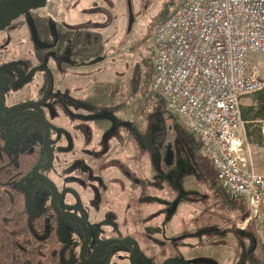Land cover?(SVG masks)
<instances>
[{"label": "rangeland", "instance_id": "1", "mask_svg": "<svg viewBox=\"0 0 264 264\" xmlns=\"http://www.w3.org/2000/svg\"><path fill=\"white\" fill-rule=\"evenodd\" d=\"M122 2V11L126 10L127 17L122 23H115L107 38L100 42L106 52L100 55L98 52L92 59L100 63L94 65L88 74L79 72L81 78L72 80L73 85L66 96L59 94L55 86V63L52 66L46 63L39 65L35 58L37 49L54 47V42L46 41L39 33L33 32L32 44L36 50L27 45L30 34L25 17L14 21L17 17L12 25L2 30L0 49L10 40L15 44L10 46H17L19 55L31 60L27 63L26 84L13 96L19 99L26 93L29 99L18 102L13 108L38 109L47 115L52 127L50 143L55 151V160L43 172L57 183L58 192L66 199L64 207L88 215L90 227L96 233L90 238L87 255L104 238L134 236L140 242L138 264H161L170 255L181 256L180 260L185 264H194L196 259L191 261L179 255L181 245L192 249L194 243L201 245L208 237L212 249L218 244L230 248L232 260L224 264H234L236 261L233 259L238 261L242 256L240 244L244 242L249 249L253 246L254 239L250 233H242L249 219L253 218V229L258 240L264 243V199L256 210H249V218L244 221L235 204L203 180L195 163L191 162L185 141L173 126L176 120L167 113L164 98L152 90L147 74L150 52L155 49L151 44L155 28L162 18L178 7L180 0H132L135 19L130 30L127 0ZM113 6L117 8V4ZM97 42L94 41L96 50H100ZM2 59L0 86L4 90L5 108L10 109L13 106L10 103L12 88L8 84L11 82L10 73L4 68L7 60ZM250 61L251 72L264 82V54H255ZM17 65L22 66V62ZM20 85L16 84L14 88ZM90 88V109L89 106L86 109L94 112L97 106L106 103L110 107L78 116L75 114L76 104L74 107L69 99L83 102L85 97L72 92ZM256 97L257 91L245 95L241 99V108L255 103ZM97 116L113 123L110 130L125 134L120 153H112L119 150H115L117 148L109 132L99 142L93 136L95 129L89 120ZM260 122L251 127L252 136L249 137L246 135L247 123L243 122L237 135L242 156L264 174V135L263 122ZM32 138L35 147H42L43 135L37 132ZM96 146L100 147L99 152L94 150ZM93 155L99 157L96 170L91 169L94 159L90 157ZM111 166L118 167H114L117 175L108 178L103 170ZM40 192L37 205L45 208L50 204L51 192ZM66 228L79 252L80 234L70 226ZM131 249L128 243L111 247L110 263L130 264ZM205 250H208L207 254L201 255L217 260V254L210 253L207 248ZM219 261L223 264L224 259L219 258ZM245 263L254 264L250 259Z\"/></svg>", "mask_w": 264, "mask_h": 264}, {"label": "built area", "instance_id": "2", "mask_svg": "<svg viewBox=\"0 0 264 264\" xmlns=\"http://www.w3.org/2000/svg\"><path fill=\"white\" fill-rule=\"evenodd\" d=\"M155 28L152 90L196 135L223 188L251 211L264 199V174L240 153L241 99L264 82L251 56L264 54V0H180ZM263 135H264V121Z\"/></svg>", "mask_w": 264, "mask_h": 264}, {"label": "trees", "instance_id": "3", "mask_svg": "<svg viewBox=\"0 0 264 264\" xmlns=\"http://www.w3.org/2000/svg\"><path fill=\"white\" fill-rule=\"evenodd\" d=\"M150 53L147 74L152 85L155 49L153 48ZM256 98L255 103L241 108L243 120L247 123L248 137L252 136L251 127L259 125L260 121L264 120V88L257 91ZM169 115L176 120L173 126L179 137L185 141L191 162L195 163L203 180L228 197L229 201L235 204L241 218L247 220L250 214L247 200L231 195L222 188L218 171L209 161L210 159L202 153L196 135L183 125L176 115ZM12 126L22 127L25 136L17 148H9L7 145L6 132ZM37 130L43 132L39 120L34 116L24 118L20 116L12 121H0V264H83L75 247L65 244L57 228L60 222L77 227L80 225L74 221L67 222L68 219L59 216L50 205L38 209L37 213L28 209L30 200H34V205L38 208L39 191L49 189L42 180L32 174V167L47 160L46 149L34 148L30 142ZM58 201L62 208L68 209L64 207L62 197ZM82 216L86 218V215L82 214ZM248 221L244 230L250 233L255 243L253 249L247 253L252 255L250 257L255 264H264V243L258 240L253 229V218ZM139 254L141 255L140 252ZM103 256L104 253H101V257ZM95 263L97 262L93 264Z\"/></svg>", "mask_w": 264, "mask_h": 264}, {"label": "crops", "instance_id": "4", "mask_svg": "<svg viewBox=\"0 0 264 264\" xmlns=\"http://www.w3.org/2000/svg\"><path fill=\"white\" fill-rule=\"evenodd\" d=\"M120 1L122 2V0H47L44 8L41 7L32 9L27 13L20 15L16 20H14L17 21L18 19L20 20V18L25 17V22L29 29L27 31L30 34L27 45L32 46L33 49L36 50V47H34L32 44L33 32L39 33L40 37H42L46 41L51 40L54 42V47L37 49V51L35 52V58H37L38 62H40L38 63L39 65L46 63L52 66L55 63L56 80L54 82L55 86H57L58 88L59 94L65 95L68 93L69 88H71V86L73 85L71 83L73 82L72 80L81 78L79 77V72L88 74L90 73L94 65L100 63H95L92 60L94 57L96 58V54L98 52L99 55L103 52H106L105 47L103 48L102 46H100V42L104 41L107 38V35L111 31L110 29L115 23H122V20L127 17L126 10L125 12L122 11L123 6L121 5ZM114 4H117V8H115L116 6H113ZM14 21H11V25L14 23ZM0 33H2V31H0ZM95 40H98L97 43L100 47V50H96V45L94 43ZM4 44L5 46L0 49V61L3 60L2 58L7 60L4 68H6L7 72L10 74L8 75L6 72L5 73L12 78L11 82L8 84L11 85L12 91L10 96L13 97L15 92L20 91L26 84L24 83L25 79L22 75L23 73L21 69L25 68L26 70V68H28L27 63L31 60L30 58H27V56L19 55V50H17L18 48H16L17 46H10V44L15 45L10 40L9 42L7 41ZM4 49L6 51H3ZM12 55L15 57H10ZM18 62H22V66L17 65ZM24 75L25 78H27L26 72L24 73ZM21 80L23 81V84L20 85ZM16 84H19L20 86L18 88H14ZM89 91H91V88L85 89L84 91L76 90L72 92V94L74 95L85 97L83 102L69 99V103H71L74 107V104H76L75 114L78 116L81 114H93L101 108L104 109L110 107L109 104L106 103L97 106L94 112L89 111ZM86 106H89V109H86ZM99 113H101V111ZM89 124H92L93 129H95L93 131V136L98 139V142L109 132L108 135L115 143V147L117 148L115 150H119L116 152L112 151V153L114 154L121 152V141L124 139L125 134L122 131L110 130V127L113 126V123L111 121L109 122L102 116H97L96 118L89 120ZM94 150H97L96 152H99L100 147L96 146L94 147ZM90 158L94 159V161L91 162L92 166L90 165L91 169L96 170V159L99 157L98 155H93ZM114 167L118 169L117 166ZM114 167H104L103 171H105L108 178L113 177V175H117L114 173L116 171L114 170ZM65 201L66 199L64 198V202ZM222 233H225V231H222ZM194 244L195 245L192 246V249H185V246H182L180 248L187 252V254H189L191 257L196 254V252H201V250L205 248L209 249L210 253L215 254L214 250L216 249V254L218 255L217 258L224 259L223 264L226 261L231 262L232 260L231 257L233 255L230 251V248L225 244H218L214 246L212 244V249V247L209 246L208 237L203 240L201 246L197 243ZM205 252L206 250L202 251V254H205ZM191 257L189 258L191 259V261H193L195 257ZM194 264L205 263L195 262Z\"/></svg>", "mask_w": 264, "mask_h": 264}, {"label": "water", "instance_id": "5", "mask_svg": "<svg viewBox=\"0 0 264 264\" xmlns=\"http://www.w3.org/2000/svg\"><path fill=\"white\" fill-rule=\"evenodd\" d=\"M47 0H1L0 1V31L4 30L7 26H9L14 19L19 17L20 15L27 13L28 11L36 8H41L46 5ZM132 0H127V7H128V13H129V21H128V30L133 27L134 23V13H133V7H132ZM3 90L0 86V121L6 122L10 121L18 116H24V115H33L39 119L41 122L43 128H44V145L48 152V160L45 163L37 164L34 167H32V174L37 177L39 180H42L50 189L49 192H51V199H50V206L53 208V210L62 217L69 218L71 220H74L78 222L84 230V241L80 249L79 257L83 264H91L96 261L97 255L100 253V250H103V248L114 245V244H125V243H131L133 244V248L131 249L130 253V263L131 264H138L137 261V255H138V249H139V242L134 237H127L123 239H116V238H106L102 239V241L97 244V246L92 250V253L90 254V257L87 258L88 254V247H89V224L85 217L81 216L78 212L73 210H68L61 208L59 206V198L60 193L57 183L50 179V177L43 172L44 170H47L50 168V166L53 165L55 160V151L50 143V134H51V123L49 119H47L46 115L43 112H40L35 109H24V110H16L11 112L8 116L3 115V106H4V100L5 97L3 96ZM22 136L17 137H8V143L9 145H13V143L21 141ZM34 200H30L28 202V209L29 211L38 212V208L34 205ZM62 226L58 227L60 234L64 238V229L61 228ZM161 264H184L180 260H176L175 258H168L165 259L163 263Z\"/></svg>", "mask_w": 264, "mask_h": 264}, {"label": "flooded vegetation", "instance_id": "6", "mask_svg": "<svg viewBox=\"0 0 264 264\" xmlns=\"http://www.w3.org/2000/svg\"><path fill=\"white\" fill-rule=\"evenodd\" d=\"M128 15H129V13H128ZM129 19V18H128ZM22 70V75L24 76V79L26 80V78H25V75H24V73L26 72V70H25V68H22L21 69ZM20 70V71H21ZM3 75V73L2 72H0V77ZM27 76V75H26ZM9 80L11 81L12 80V78L10 77L9 78ZM23 82V81H22ZM22 82H20V83H22ZM23 84V83H22ZM2 90H3V87H2ZM3 93H4V90H3ZM26 94V93H25ZM24 94V97L23 98H19V99H15V98H11L10 99V103L11 104H13V106L10 108V109H7V108H5L6 107V105H5V100H4V106L2 107L3 108V115L4 116H8L11 112H13V111H16V109H14L13 107L18 103V102H22V100H28L29 98H28V96L27 95H25ZM5 97V96H4ZM25 109H30V108H25ZM32 109V108H31ZM20 110H24V109H20ZM35 110H38V109H35ZM6 112V113H5ZM41 112V111H40ZM44 113V112H43ZM28 116H33V115H24V116H21V117H28ZM18 117H20V116H18ZM35 117V116H34ZM46 117H47V115H46ZM17 118V117H16ZM16 118H14V119H16ZM36 119H37V117H35ZM14 119H12V120H14ZM47 119H48V117H47ZM12 120H10V121H12ZM39 120V119H38ZM40 122V121H39ZM22 124V123H21ZM40 124H41V122H40ZM26 125V124H25ZM27 126V125H26ZM41 126H42V124H41ZM22 127H24V125H22ZM22 127H18V128H14L13 126L11 127V128H9L8 129V131L6 132L7 133V143H8V137H17V136H22V138H21V141H18V142H15V143H13V145H9V143L7 144L8 146H9V148H17L18 146H20L21 145V143L23 142V140L25 139V136H24V132H23V130L21 129ZM42 128H43V126H42ZM51 129H52V127H51ZM51 129H50V131H51ZM43 130H44V128H43ZM42 130V131H43ZM37 132H39L41 135H43V142H44V131L43 132H40V131H36L34 134H33V136L32 137H34V135L37 133ZM51 137H52V131H51V134H50V139H51ZM33 139V138H32ZM32 139L30 140V142H31V144L33 143L32 142ZM42 142V143H43ZM50 142H51V140H50ZM33 146H34V144H32ZM42 147H44L45 149H46V147H45V145H44V143H43V145H42ZM42 147H40V148H42ZM34 148H37V147H35L34 146ZM39 149V148H38ZM46 151H47V149H46ZM47 160H48V152H47ZM46 160V161H47ZM45 161V162H46ZM45 162H43V163H45ZM38 164H42V163H38ZM37 165V164H36ZM48 187V186H47ZM49 188V187H48ZM47 190H49L50 191V189H47ZM42 191V190H41ZM39 197H41V192L39 191V195H38ZM60 196L62 197V199L64 200V195L63 194H60ZM60 197V198H61ZM29 199H31V198H29ZM50 205V204H49ZM36 206V205H35ZM60 206V205H59ZM37 207V206H36ZM61 207V206H60ZM62 208V207H61ZM38 209H41L40 207H38ZM68 210H71V209H68ZM74 211V210H73ZM77 213V212H76ZM79 213V212H78ZM81 216H82V214L81 213H79ZM84 215H86V214H84ZM84 217V216H83ZM65 218V217H64ZM66 219H68V220H66L67 222H72V221H74V220H71V219H69V218H66ZM86 219H87V221H88V224H89V219H88V215H86ZM74 222H76V221H74ZM76 223H78V222H76ZM79 224V223H78ZM80 225V224H79ZM60 226H62L61 228H63L64 229V238L62 237V235L60 234V236H61V238H62V240L63 241H65V244L67 245V246H74L73 244H72V241L70 240V237L68 236V234H67V226H70V228H72L76 233H79L80 235V241H81V246H82V244H83V239H84V230H83V228L82 227H77V226H73V225H71V224H64L63 222H60L59 223V226L58 227H60ZM57 227V228H58ZM246 227V226H245ZM245 229V228H244ZM243 229V232L242 233H244L245 235H247V234H249V232H247V231H245ZM58 232L60 233V231H59V228H58ZM96 233V231H93L92 230V227H90V224H89V246H90V244H91V236L93 235V234H95ZM132 237V236H131ZM134 237V236H133ZM110 238H114V237H110ZM134 238H136V237H134ZM104 239H106V238H104ZM103 239V240H104ZM137 239V238H136ZM102 241V240H101ZM100 241V242H101ZM137 241L139 242V240L137 239ZM99 242V243H100ZM98 243V244H99ZM203 243V242H202ZM202 243H201V245H202ZM255 243V242H254ZM254 243L252 244L253 246L249 249L246 245H244L245 243L243 242L242 244H240L241 245V247H242V256H240V260H238L237 261V259L235 260L234 259V261H236L235 262V264H246L245 263V261L246 260H248V259H250V260H252V258L250 257V256H252V255H248V251H250V250H252L253 249V247H254ZM125 244H127V243H125ZM128 244H130V246L133 248V244H131V243H128ZM117 244H114V245H110V246H107V247H105V248H103V250H100V253L97 255V257H96V261L95 262H97V263H95V264H98L99 262V264H111L110 262H111V259H112V253H111V247L112 248H114L115 246H116ZM124 245V244H123ZM200 245V246H201ZM96 246H97V244H96ZM95 246V247H96ZM182 246H184V244H182L181 245V247ZM94 247V248H95ZM89 248V247H88ZM93 248V249H94ZM185 249H187L186 248V246L184 247ZM189 248V247H188ZM237 246L236 247H234V249H233V253L235 254L236 252H237ZM76 249V248H75ZM77 250V249H76ZM140 250V242H139V249H138V255H137V257L138 256H141L140 254H139V251ZM201 250V249H200ZM88 251H89V249H88ZM92 251V250H91ZM202 251H203V249L201 250V252H196V256L195 255H193L192 257H195V262L197 263H205V264H209V262H213L214 261V263L215 264H219V258H217V262L214 260V259H208L207 257H205V256H201V254H202ZM215 251V254H216V249L214 250ZM76 252H78V251H76ZM178 252H180V253H182V254H180L179 253V255H182V256H184L187 260H189V257H191L189 254H187V252H185L184 250H182V249H180V251H178ZM207 252H208V250H206V252H205V254H207ZM92 253V252H91ZM90 253V254H91ZM101 253H104V256L103 257H101ZM141 253V252H140ZM184 253H186V255H184ZM219 253H220V251H219ZM80 254V252H78V255ZM90 254L89 255H87V258H89L90 257ZM200 256V257H199ZM80 258V257H79ZM168 258H175L176 260H180L181 259V256H177L176 257V255H170V256H168L166 259H168ZM81 260V259H80ZM129 260H130V257H129ZM165 260V259H164ZM164 260H163V262H164ZM138 261V260H137ZM136 261V262H137ZM181 262H183L182 260H180ZM219 261V262H218ZM253 261V260H252ZM162 262V263H163ZM227 262H229V261H226L225 263H227ZM254 262V261H253ZM94 263V262H93ZM93 263H91V264H93ZM184 263V262H183ZM131 264V263H130ZM185 264V263H184ZM220 264H221V262H220ZM255 264V263H254Z\"/></svg>", "mask_w": 264, "mask_h": 264}]
</instances>
